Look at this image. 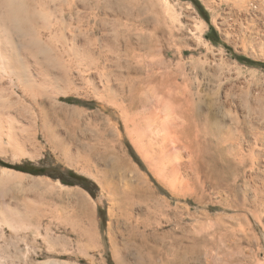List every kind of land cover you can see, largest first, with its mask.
Wrapping results in <instances>:
<instances>
[{
	"label": "rangeland",
	"instance_id": "rangeland-1",
	"mask_svg": "<svg viewBox=\"0 0 264 264\" xmlns=\"http://www.w3.org/2000/svg\"><path fill=\"white\" fill-rule=\"evenodd\" d=\"M120 4L121 23H133L145 37L157 29V39L169 42L157 52L167 51L163 58L172 65L156 68L159 75L145 87L143 103L134 106L150 126H139L132 139L117 142L116 130L122 134L123 127H113L118 122L116 113L103 108L101 89L96 92L89 83H75L59 96L58 118L52 122L72 156H65L54 143H45L41 135L32 156L4 144L0 163L34 168V172H23L0 164V205L9 208L5 211L9 221L21 219L15 221L16 229L5 227L10 244L6 255L15 264H53L54 258L63 264H90L81 258L85 250L77 247L86 240L83 228L77 226L81 221L87 226L90 218L99 243L88 245L87 257H94L93 264H116L112 242L124 248L130 226L135 228L138 221L137 232L142 233V223L149 220L161 222L159 229L154 228L158 237L145 229L150 240L161 242L167 230L176 237L183 235L181 243L186 245V235L198 224L203 233L214 231L218 244L223 237L231 241V249L241 248L245 258L234 264H264V209L259 204L264 201V0H120ZM126 11L132 13L128 20ZM170 31L175 42L169 39ZM134 59L146 65L151 58ZM120 60L124 63L126 58ZM164 72L177 76L179 87H171L160 76ZM188 93L193 101L187 100ZM27 106L30 109L29 102ZM75 123L81 132L78 128L72 137ZM132 189H141L138 193L149 200H135L139 204L128 221L110 198ZM172 189L178 190V199L173 198ZM147 208L156 214H148ZM177 221L185 233L174 230ZM16 239L22 240L18 247L13 246ZM61 250L70 254L56 257L54 251ZM123 255L127 264L137 260L132 249ZM200 259L195 264H208Z\"/></svg>",
	"mask_w": 264,
	"mask_h": 264
},
{
	"label": "bare ground",
	"instance_id": "bare-ground-1",
	"mask_svg": "<svg viewBox=\"0 0 264 264\" xmlns=\"http://www.w3.org/2000/svg\"><path fill=\"white\" fill-rule=\"evenodd\" d=\"M234 1L242 3L244 0ZM120 5V0H0V153L3 149L2 146L5 144L18 148L27 155L32 156L34 155V148L37 147L35 144L41 135L44 136L45 143H54L59 148H62L64 155L66 153L72 156L70 154L71 147L68 144L66 145L63 139H60L57 131V134L54 132L52 122L58 118L56 106L61 104H57L59 96L66 95L68 87H74L75 83H89L96 92L101 89L103 96H100L101 99H99L106 104V107L104 106L103 108L107 110L113 109L116 113L118 122L115 126H112L118 129L119 124H121L123 127L122 134L116 130L117 142L121 143L125 137L132 139L135 128L139 126H150L148 118L143 116L144 113L135 112L134 106L137 103H143L141 94L147 91L145 87L154 83L157 75H159L155 72L156 68L158 66L165 68L172 65V63L166 62L163 58L167 55V51H163V49V54L158 53L169 42H164L162 37L157 39L160 32H157V29H155L154 34L148 36L147 33V37H145L146 34L144 36V32L141 34L139 31L140 33H138L137 28L139 27L133 28V23H121L120 15L122 13H120ZM131 15V12H125L127 20L131 18ZM140 30L144 29L141 28ZM134 32H137V34L134 35ZM162 32L164 31L162 30ZM170 32L169 39L175 42V34L173 31ZM145 49L146 51H144ZM165 49L167 50L168 48L165 47ZM143 51L144 53H142ZM180 54L182 55V51H180ZM144 55L151 58L146 65L141 60L134 59L143 58ZM122 57L126 58L124 63L120 60ZM153 58L159 59L155 60ZM184 75L182 74V76ZM160 76L170 81L171 87H179L177 85V76L172 73L164 72ZM182 80L187 81L188 79L182 77ZM186 85L188 86L187 83ZM187 95V100L191 101L193 94L188 93ZM27 102L30 104V109H28ZM64 115L66 114L64 113ZM73 126L71 130L72 137L75 136L74 134L77 133L76 130L78 128V131L81 129L77 123ZM96 142L98 143V141ZM95 146L93 145V147ZM37 151L39 150L37 149ZM160 153L164 154L163 151H160ZM161 158L163 159L164 157L161 156ZM85 161L88 162L89 160L86 159ZM2 170L15 172L8 169ZM132 190L128 194L116 195L114 193V197L110 198L113 201V205L117 207L121 215L128 221L133 220L134 216L131 213L133 207L148 198V196L144 199L141 197V189ZM174 190L172 189V196L178 199V190ZM194 190H196L195 187ZM190 191L192 194V188ZM201 191L200 198L204 199V185H201ZM194 192L193 195L197 196ZM180 196L185 197L186 195ZM137 199L139 202H137ZM259 204L260 208L264 209V201L262 199ZM229 207L231 208L232 205ZM6 208L4 210V207L0 205V241L2 240L3 242L0 245V264H15L12 258L6 255V252H9L10 244L8 246V242H6L5 227L14 230L18 226V222L15 224V221H20L21 219H16L14 222L9 221L10 217L7 218L8 214L5 212L9 208ZM165 208L166 211H164L167 212V207L165 206ZM155 211H157L156 208ZM146 212L150 215L156 214V212L150 211L149 208L146 209ZM167 217L166 222L169 221ZM21 218L24 217L21 216ZM191 219H194L193 216ZM193 221L198 223L196 220ZM66 222L67 225L71 226L68 220ZM86 222L87 226H85L83 221L77 226L83 228V236L86 237L85 243L79 246L80 243H83V241H80L77 247L85 250V252L81 250V258L85 259L86 257L89 263L93 264L94 257H87L86 249L88 245L95 246L96 244H93L98 242V237L94 222L90 218H87ZM136 223L135 228H131L129 223V241L124 248H117V242H112V256L116 264H127V259L123 252L129 249L134 250L136 254L137 260L133 264H189L190 262L195 264V262L200 263V257L208 264H234L245 258L243 251L240 250L241 248L235 245L238 248L231 249V241L228 240L227 242L223 237L218 238L221 243L218 244L214 231L203 233V230L200 231V226H197L198 224L191 226L192 233L186 235L185 238L188 244L182 245L181 239L183 235L176 237L177 235L173 234V236L170 231L166 232L167 230L165 233L160 232L163 234V238L160 239L161 242L148 239L146 233H144L145 229L149 228L152 230V237H154L158 234L155 229L161 227V222L148 220L146 223H142L145 228L142 233L137 232L139 223L138 221ZM176 229H181L185 233L184 229L178 226V221L174 225V230ZM15 231L17 232V230ZM240 231L245 232L244 229ZM169 237L171 238L170 242H168ZM16 240V242L12 241L14 245L11 244V246L18 247V244L22 241L21 239ZM164 240H168V247L165 244L166 241L163 243ZM218 245L221 246L218 247ZM97 248L99 250L98 246ZM64 249H67V247ZM54 253L56 257L70 254L68 250H65L64 253L63 250L54 251ZM250 255L249 257L251 258L252 255ZM169 256L172 258L170 259ZM52 262L53 264H63L57 258H54Z\"/></svg>",
	"mask_w": 264,
	"mask_h": 264
},
{
	"label": "trees",
	"instance_id": "trees-1",
	"mask_svg": "<svg viewBox=\"0 0 264 264\" xmlns=\"http://www.w3.org/2000/svg\"><path fill=\"white\" fill-rule=\"evenodd\" d=\"M2 166L4 167H8V168H12V169H15V170H18V171H23V172H34V168L33 167H21V166H15V167H10L6 164H2L0 163Z\"/></svg>",
	"mask_w": 264,
	"mask_h": 264
}]
</instances>
